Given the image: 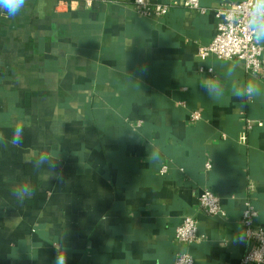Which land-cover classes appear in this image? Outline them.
Returning a JSON list of instances; mask_svg holds the SVG:
<instances>
[{
	"label": "crops",
	"instance_id": "obj_1",
	"mask_svg": "<svg viewBox=\"0 0 264 264\" xmlns=\"http://www.w3.org/2000/svg\"><path fill=\"white\" fill-rule=\"evenodd\" d=\"M85 1L0 11V264H54V245L67 264H172L181 251L196 264H241L247 198L264 229V78L237 60L196 58L220 0L159 18L138 15L133 0ZM209 78L224 89L218 100L201 87ZM249 80L261 94L241 103L233 89ZM25 185L33 195L21 203ZM203 189L224 215L199 209ZM185 215L200 235L189 245L173 238Z\"/></svg>",
	"mask_w": 264,
	"mask_h": 264
},
{
	"label": "built area",
	"instance_id": "obj_2",
	"mask_svg": "<svg viewBox=\"0 0 264 264\" xmlns=\"http://www.w3.org/2000/svg\"><path fill=\"white\" fill-rule=\"evenodd\" d=\"M90 5V0L85 1ZM233 1L220 0L215 9L216 32L211 41L206 45H199L196 51V58L204 61L212 55L222 60H237L244 70L255 76L264 78V45H257L250 38L247 29L242 25L231 26L227 23L232 20L231 7ZM176 5L204 13L205 9L200 6L199 0H169L153 3L151 0H133L136 13L140 16L162 17L169 11L170 7ZM237 9H233V12ZM205 68L200 66V70ZM208 72V69L206 68ZM189 118L196 121L201 118L198 110L191 111ZM251 123L247 121V128ZM205 168L209 169L210 164L206 163ZM167 169L166 165L161 167V173ZM199 209L206 216H222L225 214L220 198L209 189H203L197 198ZM256 210L247 198L244 202L240 221L243 224L244 236L248 248L241 258V264H264V229L253 227ZM174 241L181 245H189L200 240L198 233V221L192 215H185L175 227L173 234ZM172 264H196L194 258L186 251L178 252Z\"/></svg>",
	"mask_w": 264,
	"mask_h": 264
},
{
	"label": "clouds",
	"instance_id": "obj_3",
	"mask_svg": "<svg viewBox=\"0 0 264 264\" xmlns=\"http://www.w3.org/2000/svg\"><path fill=\"white\" fill-rule=\"evenodd\" d=\"M26 0H0V11L7 12L11 17L18 15L25 7ZM233 9L237 11L233 12ZM232 20L225 17L227 23L231 26L242 25L250 36V38L257 45H264V0H233L231 7ZM209 73H214L213 66L208 67ZM227 76L233 75V68L229 67L226 72ZM201 87L207 92L210 99L218 100L224 94V89L221 87L218 79L209 78L207 81L201 83ZM261 87L253 80H249L245 85L233 89V96L241 101V103L253 99L261 94ZM23 127L17 126L13 132L11 143L13 146H18L23 139ZM153 154L152 159H155ZM48 157L41 155L36 161V167L39 168L42 164L46 163ZM54 164L52 165V168ZM46 176V179H49ZM57 179L61 177L57 176ZM15 195L20 199L21 203L25 197L33 195L31 189L25 185L16 190ZM243 235H241L242 239ZM57 251L54 264H67L66 249L61 252L60 248L54 245Z\"/></svg>",
	"mask_w": 264,
	"mask_h": 264
}]
</instances>
